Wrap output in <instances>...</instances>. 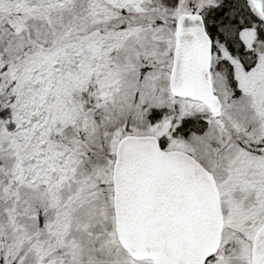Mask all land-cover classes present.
<instances>
[{"label": "snow or ice", "instance_id": "6c2138e0", "mask_svg": "<svg viewBox=\"0 0 264 264\" xmlns=\"http://www.w3.org/2000/svg\"><path fill=\"white\" fill-rule=\"evenodd\" d=\"M0 264H264V0H0Z\"/></svg>", "mask_w": 264, "mask_h": 264}]
</instances>
